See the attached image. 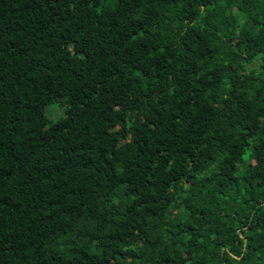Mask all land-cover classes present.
Listing matches in <instances>:
<instances>
[{"label":"trees","instance_id":"1","mask_svg":"<svg viewBox=\"0 0 264 264\" xmlns=\"http://www.w3.org/2000/svg\"><path fill=\"white\" fill-rule=\"evenodd\" d=\"M0 264H264V0H0Z\"/></svg>","mask_w":264,"mask_h":264},{"label":"rangeland","instance_id":"2","mask_svg":"<svg viewBox=\"0 0 264 264\" xmlns=\"http://www.w3.org/2000/svg\"><path fill=\"white\" fill-rule=\"evenodd\" d=\"M65 111L66 107L57 101L45 109V114L49 123H54L65 116Z\"/></svg>","mask_w":264,"mask_h":264}]
</instances>
